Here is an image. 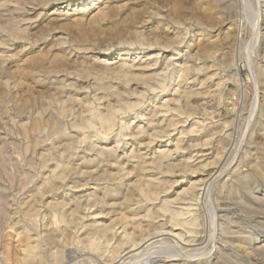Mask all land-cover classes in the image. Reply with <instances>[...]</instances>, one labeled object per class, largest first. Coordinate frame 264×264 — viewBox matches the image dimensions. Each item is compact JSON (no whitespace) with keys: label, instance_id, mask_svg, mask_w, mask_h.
I'll list each match as a JSON object with an SVG mask.
<instances>
[{"label":"rangeland","instance_id":"374dc122","mask_svg":"<svg viewBox=\"0 0 264 264\" xmlns=\"http://www.w3.org/2000/svg\"><path fill=\"white\" fill-rule=\"evenodd\" d=\"M145 254L264 264V0H0V264Z\"/></svg>","mask_w":264,"mask_h":264},{"label":"bare ground","instance_id":"6f19581e","mask_svg":"<svg viewBox=\"0 0 264 264\" xmlns=\"http://www.w3.org/2000/svg\"><path fill=\"white\" fill-rule=\"evenodd\" d=\"M120 55V54H119ZM27 250H28V248H27ZM147 252V251H146ZM145 252V253H146ZM28 253V252H27ZM26 253V254H27ZM149 257L151 258V254H145L144 256H141V260L143 261V263L144 264H150V262H149Z\"/></svg>","mask_w":264,"mask_h":264}]
</instances>
